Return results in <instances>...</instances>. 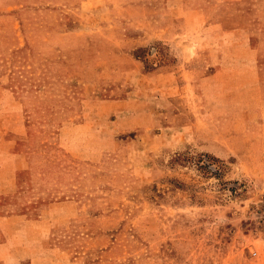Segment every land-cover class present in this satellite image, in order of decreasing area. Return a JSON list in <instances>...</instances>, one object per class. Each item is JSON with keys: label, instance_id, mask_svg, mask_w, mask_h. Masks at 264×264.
Returning a JSON list of instances; mask_svg holds the SVG:
<instances>
[{"label": "rangeland", "instance_id": "374dc122", "mask_svg": "<svg viewBox=\"0 0 264 264\" xmlns=\"http://www.w3.org/2000/svg\"><path fill=\"white\" fill-rule=\"evenodd\" d=\"M0 134V264H264V0H0Z\"/></svg>", "mask_w": 264, "mask_h": 264}, {"label": "crops", "instance_id": "0c3cea01", "mask_svg": "<svg viewBox=\"0 0 264 264\" xmlns=\"http://www.w3.org/2000/svg\"><path fill=\"white\" fill-rule=\"evenodd\" d=\"M20 45L21 42L18 46ZM18 143L16 139L11 138L9 135L0 134V169L3 168L6 173L3 178L0 176V182H6L4 186L0 184V245L2 242L4 243L5 237H7L6 224L8 222L12 221L11 223L13 226L16 225L15 223H19L20 226V224L22 225V223H26L33 219L30 218L31 210L28 205L25 206L24 213L15 212L13 209L8 210L7 208L4 212L5 209L3 210L2 208L3 204H5V207L7 205L16 204L24 205L25 201L21 195L30 193V191H26V193L21 194V192L17 190L18 173L29 168V158L19 149ZM27 203H31V200H27L26 204Z\"/></svg>", "mask_w": 264, "mask_h": 264}, {"label": "built area", "instance_id": "2783aa9c", "mask_svg": "<svg viewBox=\"0 0 264 264\" xmlns=\"http://www.w3.org/2000/svg\"><path fill=\"white\" fill-rule=\"evenodd\" d=\"M258 219L264 229V200H260L256 205Z\"/></svg>", "mask_w": 264, "mask_h": 264}]
</instances>
